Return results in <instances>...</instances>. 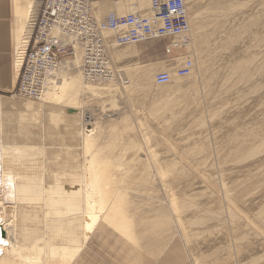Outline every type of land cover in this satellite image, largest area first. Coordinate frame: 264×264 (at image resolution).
I'll use <instances>...</instances> for the list:
<instances>
[{"label":"bare ground","instance_id":"6f19581e","mask_svg":"<svg viewBox=\"0 0 264 264\" xmlns=\"http://www.w3.org/2000/svg\"><path fill=\"white\" fill-rule=\"evenodd\" d=\"M15 1L17 11L21 9L23 15L16 17L14 21L13 83L8 88H3L12 96L0 95V264H73L79 259L85 246L102 223H106L121 233L122 237L138 245H141V241L147 237L148 239L156 238V243H153L157 247L156 258L168 250L172 255L176 251V244L172 245L173 237L166 241V229H161V226L169 221L162 218L164 212H160L159 221L153 222L152 218L153 221H148L151 215L141 214V211L147 209L160 211V209H167L166 206L175 210L183 208V201L177 198L171 186H165L170 198L168 202L164 198H159L160 195L157 196L159 192H162L157 176L161 175L166 181V176L174 169L165 165L169 161L160 159L157 156L158 152H153L149 145L150 138L147 139L146 136L141 138V135L139 138L137 134L138 140L131 138L130 135L116 136L108 146L110 155L103 156V149L95 150V147L100 139L107 138L104 136L105 133L118 130L121 123H125L128 129L132 124L126 119H121L118 113L112 115L114 119L110 116L108 119L98 118L95 121L91 119L89 113V116L86 114L88 117L84 116L82 105L90 94L103 96L104 91L108 93L107 95L120 92L122 87L125 88L127 85L124 76L142 83L153 81L161 88L155 93V103L160 104L162 101L165 104L161 105V109L156 107L160 111L154 109L152 104L150 107V110L156 111L157 115L159 112V116L162 112L171 111L174 102H179L189 95L194 97V100L201 97L205 100L208 96L207 91L212 89L211 79L205 77L202 69L207 62L201 51V44L204 43L205 37H201L200 32L202 26L207 25V19L202 23L203 16L201 17L200 14L193 18L189 16L190 31L186 33L187 44H184L183 36L174 38L176 42L170 40L166 50L168 52L166 60L137 63V66L129 65L124 67L125 69L123 67L118 69L114 62L122 58L139 56L140 51L136 47L138 44L119 45L116 42L115 32L104 29L102 38L105 53L110 60V68L114 69L113 75L108 78L93 80L92 77L87 76L84 60L85 54L87 55L91 47L90 43L87 44L89 48L85 49V46H82L85 44L76 42V56L72 62L62 61L64 56H60L57 62L54 57L52 63L45 64L43 62H46L48 58L35 50L34 64L41 66L39 69L34 68L31 74L32 83L43 78L39 86V98L36 99L21 97L15 93L14 89L20 77L27 49L31 44L34 21L38 16V8L42 0ZM185 1L189 12V0ZM90 2L88 9L90 6V13L97 21L101 20L98 18L99 14L109 12L110 7L113 6H115L114 11H119L120 14L126 12L127 4L133 6L131 8L133 13L143 10L145 5L148 7L147 2L149 6H152V0H113L115 4L113 6H108L106 4L108 2L99 3L94 0L93 3L99 6L98 11L94 12L92 1ZM230 8L232 5L222 4L216 11L208 9V12L215 11L216 14L226 12L227 14L223 15L225 17L230 15ZM149 10L151 9L145 11L148 14H140V17L150 18L153 10L151 12ZM133 13L126 16L111 13L105 19L112 15L119 18L138 16ZM53 36L73 39L72 36L64 34L61 28H55ZM232 41H234L233 37L228 38L224 42L225 46L231 45ZM155 42L157 41L145 43ZM60 46H62L61 43ZM125 46L126 48L122 50L117 48ZM184 59H190L193 66L189 74L182 76L179 75L178 70L184 68L190 60H187L177 71L176 68L177 64L180 61L182 63ZM243 62L236 65L235 74L237 72L248 74V66L252 64V61L250 59L245 61L246 69L243 68ZM164 65L169 68L170 73H161L168 74L170 82L159 84L157 76L161 73L157 74L156 78L153 75L158 66ZM117 71L118 74H115ZM129 77L128 81H130ZM185 78L188 80H182ZM157 115L155 113L154 116L159 117ZM86 120L94 122L93 129L86 126L89 125ZM144 124L146 123L141 122V127ZM255 136H259V133L256 132ZM262 139L264 140V136ZM139 142L146 144L144 148L148 150L152 158L137 157L138 160L141 159L144 169L139 175L141 182H135L131 180L132 174L135 173L133 167L126 169L121 166H124L122 160L126 151L142 149L139 147ZM238 143H241L240 149L246 150V142L244 144L239 140ZM262 146L263 144L260 145ZM253 151L256 149L253 148L250 155H259L256 153L259 150L255 153ZM153 159L156 161L155 166L152 163ZM217 185L221 189L226 186L222 179ZM257 207L264 209V202ZM261 212L262 219H256L254 224L258 231L264 233V211ZM232 214L231 211V217H233ZM181 218L179 216L178 221L181 222L183 220ZM183 233L186 235L184 231ZM237 239L245 240V237ZM241 250V247L234 248L232 259L226 261L229 264L263 263L264 254H252L249 260L243 261L240 256Z\"/></svg>","mask_w":264,"mask_h":264},{"label":"rangeland","instance_id":"374dc122","mask_svg":"<svg viewBox=\"0 0 264 264\" xmlns=\"http://www.w3.org/2000/svg\"><path fill=\"white\" fill-rule=\"evenodd\" d=\"M147 4L148 7L143 6L144 11L134 13L131 12L133 6L127 4L124 14L114 11L115 6L112 5L109 12L99 14L98 18L104 20L110 13L121 16L129 13L146 14L145 11L149 8L150 12L153 10L148 2ZM222 4L232 5L229 16H223L226 12L215 13ZM98 7L92 1L94 12L98 11ZM188 7L191 18L200 14L203 16L202 23L207 19V25L202 26L200 32L201 37H205L201 51L207 62L202 69L205 77L211 79L212 89L207 91L205 100L202 97L194 100L190 95L186 98L183 96L186 100L174 102L171 111L162 112L159 116V112L157 115L150 107L152 104L157 110L165 104L162 101L160 104L155 103V93L161 88L153 81L142 83L124 76L127 85L120 92L114 93L116 96L107 95L106 91L103 96L90 94L82 105L84 116L91 115V119L95 121L98 118L108 119L110 116L114 119L112 115L118 113L121 119H126L133 126L128 129L125 123H121L118 130L105 133L107 138L100 139L95 147V150L103 149V156L110 155L108 146L111 141L124 134L135 140L145 136L150 138L149 145L153 152H158L160 159L169 161L165 165L174 170L166 176V181L161 175L157 176L162 191L157 196L160 195L159 198L168 202L170 198L165 186H171L177 198L183 201V208L177 211L165 205L167 209H147L141 211V214L151 215L148 221H153L152 218L155 222L159 221L164 212L162 218L169 221L161 229H166V241L173 237L172 245L176 244V251L171 255L168 250L156 258L157 247L153 244L156 243V238L144 237L141 245H138L125 240L121 233L102 223L73 264H229L226 260L232 259V250L237 247L242 248L240 256L243 261L249 260L252 254H264V233L258 231L254 224L256 219H262L261 211H264L257 207L264 202V0H189ZM208 9L215 11L211 13ZM230 37L234 41L225 46L224 42ZM69 40L72 42V39ZM87 44L82 46L87 49ZM168 44L169 41L166 40L138 44L136 47L140 51L139 56L122 58L114 62L115 67L120 69L129 65L137 66V63L164 61L167 58ZM117 48L122 50L126 46ZM75 56L76 54L64 56L62 61L72 62ZM249 59L252 64L248 66V74H235L236 65L244 61L243 68L246 69L245 61ZM187 60L190 59H184L182 63L180 61L176 71ZM43 63L47 64L48 61ZM34 67L39 69L40 65L35 64ZM161 72L170 73L166 65L158 66L153 77L156 78ZM17 81L15 93L19 86V80ZM0 95L12 96L7 93ZM154 112L162 118L154 116ZM86 122L89 124L86 126L93 129L94 122ZM141 122L146 124L141 127ZM256 132L259 136H255ZM136 134L137 137L141 136L137 138ZM238 138L244 144L246 142V150L240 149ZM139 143L142 151L139 147V150L126 151L122 160L124 166H121L126 169L133 167L135 173L131 180L135 182H141L139 175L144 169L140 160L143 157L152 158L144 148L146 144ZM253 148L261 150L253 151L259 155H250ZM137 157L141 159L138 160ZM155 162L153 159L154 166ZM221 179L226 185L222 189L217 185ZM231 211L233 217L230 216ZM259 212L261 213L257 215ZM179 216L184 222L178 221ZM240 237H245V240H238ZM262 259L264 264V258Z\"/></svg>","mask_w":264,"mask_h":264},{"label":"built area","instance_id":"2783aa9c","mask_svg":"<svg viewBox=\"0 0 264 264\" xmlns=\"http://www.w3.org/2000/svg\"><path fill=\"white\" fill-rule=\"evenodd\" d=\"M91 0H42L39 13L34 21V30L31 44L25 55L23 67L19 77L17 95L21 97L39 98V86L43 78L33 82L34 60L38 53L48 58V63L60 56L75 54L76 42L79 44L90 43L91 47L84 60L85 72L88 77L108 78L113 75L114 69L110 68V60L105 53V44L102 32L107 29L115 32L119 45L140 44L149 41H172L174 38L184 37L187 44L186 33L190 31V20L185 0H152L153 11L150 18L138 16L116 17L97 19L90 13L88 3ZM61 28L69 38L53 36V30ZM172 38V39H169ZM60 43L62 46H60ZM167 50V49H166ZM55 57V58H54ZM184 68L178 70L179 75L190 73L193 66L191 61ZM41 66V65H40ZM159 84L170 82L166 73L157 76Z\"/></svg>","mask_w":264,"mask_h":264},{"label":"crops","instance_id":"0c3cea01","mask_svg":"<svg viewBox=\"0 0 264 264\" xmlns=\"http://www.w3.org/2000/svg\"><path fill=\"white\" fill-rule=\"evenodd\" d=\"M96 1L108 2V6L113 5V0ZM16 5L15 0H0V94L7 93L3 88L12 85L14 79V21L16 17L23 15L21 9L17 11Z\"/></svg>","mask_w":264,"mask_h":264}]
</instances>
